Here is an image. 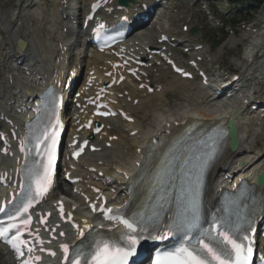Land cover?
<instances>
[{"label": "snow or ice", "instance_id": "obj_1", "mask_svg": "<svg viewBox=\"0 0 264 264\" xmlns=\"http://www.w3.org/2000/svg\"><path fill=\"white\" fill-rule=\"evenodd\" d=\"M177 71H181L177 69ZM43 139L37 137L36 150L37 155L43 151L44 155L41 160L34 162L31 169H26V174L31 180V184L27 187L21 202L14 210L7 213V221L0 220V239H4L11 245L14 251L19 255H24L21 247L17 246L18 241L20 246L27 247V243L21 239L22 233L31 223V215L29 210L39 203L43 195L48 191L52 183V168L54 164V151L52 144L56 142V132L51 134L46 127L42 133ZM47 141H51L48 144ZM44 143L43 150L40 149V144ZM21 151H25L23 142ZM79 155V153H77ZM207 160L201 161L202 168ZM34 185V187H33ZM199 176L196 177V187L192 192L188 203L177 214L176 219L172 224L168 225V231L163 236H149V239H163L171 234L173 228L177 231L191 230L196 226L199 214ZM5 209L0 207V212ZM95 211V209H93ZM71 217L69 216V219ZM108 219V217H105ZM43 223V220H41ZM120 223L127 229L118 241H110L107 239H99L93 241L85 248H76L70 253L69 247L66 244L61 245L64 253V259L67 264H129L130 258L137 255V244L143 239V233L137 232L131 223L126 220H121ZM75 228L76 225L73 224ZM89 227L86 223L85 228ZM31 235V232H29ZM61 236L64 233H60ZM79 235L84 236V231L79 230ZM198 245V246H197ZM197 245L191 247H179L174 251L163 256H158L154 264H248L251 256V248H245L241 243L232 239L226 232L220 231L217 237L209 236L207 242L201 239ZM32 248H28V252H32ZM43 251V249H41ZM55 255V253H50ZM36 257V260H39ZM24 264H30L29 260H25Z\"/></svg>", "mask_w": 264, "mask_h": 264}, {"label": "bare ground", "instance_id": "obj_2", "mask_svg": "<svg viewBox=\"0 0 264 264\" xmlns=\"http://www.w3.org/2000/svg\"><path fill=\"white\" fill-rule=\"evenodd\" d=\"M23 11L25 13L28 12L27 10H23ZM35 13L37 14L38 12L36 11ZM53 14L50 15V13H48V15L47 14L43 15L41 18H43L47 22L48 20H51ZM38 16L40 17L39 13H38ZM26 17H28L27 14L24 16V18H26ZM20 24H21V22H19L18 25L16 24V26H20ZM16 29H17V27H16ZM48 29H49V32L50 31L53 32V30H52V28H50V26L48 27ZM139 32H141V34L136 35L134 38V40H136V41L138 40V44H144V45L146 44L147 45L150 43V38L153 35H157V32H155L151 29L148 30L146 28L140 30ZM69 36H71V35L70 34L67 35V37H69ZM22 41L26 44V47H24V48H19V47L17 48L16 47V53H17V55L25 54V57L22 60V64L26 68L28 74H26L23 71H20V74L17 73L18 70H20V69H18L15 66L16 64H14V62L12 63L14 56H10L8 54L10 51L8 53H4V55L0 54L3 56V59H0V63H2V65L5 66L3 75L7 76V78L4 79L5 81H3L4 83L3 84L0 83V100L1 101H5V100L10 101L11 97L13 95L17 94L18 92L20 94L30 96L31 94H33L32 90H33V86L35 85V82H36V76L38 74L44 75L50 69V63L48 60L45 59V56H46V54H49V53L51 54V52H52L51 48L47 49L43 44H41L38 41L37 47L35 48L36 54L28 53L27 41L26 40H22ZM33 43H35L34 40H33ZM60 49H61V47H60ZM6 50H9V49H6ZM4 51H5V49H4ZM250 54H252V56H253L252 52ZM59 57H60L59 54H57L56 59H59ZM249 58L247 57L248 60H253L252 59L253 57L250 56ZM54 68L57 69L55 66H54ZM33 72H36L38 74L32 75ZM4 76H3V78H4ZM9 79L12 80L11 85L9 84ZM196 89L198 90V92L201 91V93H203V96L205 98L211 97L212 100H214L213 94L210 92L209 88L208 89L203 88L200 85H198L196 87ZM184 90H186V89H184ZM187 96H189V95H187ZM187 100L189 101L188 98H187ZM242 101H243V98H231V99L226 100V101L216 100V102H214L212 104V106H211L212 108H210L208 111H206V110L202 111L200 105H198L197 102H195V104H194L195 108L193 107V109L190 110L193 113L192 117L194 116V117H199V118L207 120V122H204L205 127H209L211 125V123L213 125L214 123H216L215 121L226 122L227 117H229V118L232 117V111H235L236 114H238V117L235 120V124L237 127L238 146L232 154L233 155L232 157H234V158L249 157V155L252 154L250 149H248L246 146H244L245 145L244 141L248 138L249 125L251 126V124H252V123H250L248 126H246V124H248V122L247 123L245 122V117L250 116L251 114H249L248 112L239 111L240 109L244 108ZM4 104L5 103H1L0 107H2ZM185 110H188V104L187 105H178L177 107L174 108V110L168 111V112H155L154 113L155 115L152 116L153 118L151 117L152 121H149V124L147 125V129L145 131H142V132L138 131V134L141 135V139L140 138L139 139L138 138L133 139V138L126 137L127 138V144H126L127 149L124 153H120L118 157L123 155V157L126 158L128 156V158L125 160H127V162L131 164V166L129 164L120 165V164H122V161H120L121 160L120 158H123V157H120L119 161H118V157H116L117 159H116L115 164L113 166V169L111 171L117 172V170H121L126 175H129L131 177L136 176L137 169L132 164L139 161V159L147 151H149L148 150V148L150 147V140L149 139L151 137L156 136V134L163 132L165 129L164 124L168 123L171 120H175L179 123L184 122L186 124L193 123L191 121L190 115L186 114ZM11 116L14 120H16V116L14 113L11 114ZM31 118H32V115L30 114L29 119H31ZM252 120L255 121V124H254L255 126L253 127V129H255V130L251 131V134H250L253 137L259 131L258 130L259 128L256 125V122L259 120L256 118H253V117L251 118L250 121H252ZM260 122L262 124L264 121H260ZM126 126L129 128H132L131 130H129V132L132 130H137L136 128L139 129V127L136 124L135 125L134 124L133 125H126ZM262 127H264V126H262ZM170 130H171V134H173V133L177 132L178 129L177 128H170ZM120 138L121 137H119V139L117 141L118 143H120ZM170 138L171 137H168V139H166L165 142L170 141L171 140ZM129 139H132V140H130L132 143L131 147L128 146V144H130L129 143L130 141H128ZM117 142L112 143V145H113L112 148L117 147L116 146ZM138 148L140 149L141 154L136 153L135 150ZM259 152L260 153H256V156L262 158V153H261V151H259ZM105 153H110V152L108 151ZM160 155H161V153H158L157 151L152 152L151 161H150L152 165H157V167H159L157 161H158V158H160ZM96 161H100V159H98ZM93 167H95V166H93ZM104 169H102L101 167H98L97 171L106 172ZM152 169H153L152 167L148 166L147 171L150 172ZM114 176H116V179H119L118 173H115ZM120 178H121V176H120ZM123 181H124V179L121 178L120 182H123ZM114 188L116 190H119L120 185H115ZM261 189L264 190V187H262ZM119 199L123 200V198L121 196L119 197ZM71 200L74 201V202H71L74 206H75V204H77V206H79L77 208V210H80L82 208L83 204H82V201L80 199L74 197ZM80 211H82V209Z\"/></svg>", "mask_w": 264, "mask_h": 264}, {"label": "rangeland", "instance_id": "obj_3", "mask_svg": "<svg viewBox=\"0 0 264 264\" xmlns=\"http://www.w3.org/2000/svg\"><path fill=\"white\" fill-rule=\"evenodd\" d=\"M17 1L18 0H0V23H1V21H4V20H7V22L11 21L10 20L11 15H10L9 9H10V6L15 7L14 5L16 4ZM43 1H45L47 3L45 6H48L50 8L57 6V3L54 0H43ZM43 1L40 0L39 4H38V1H36L37 6L40 9L44 5ZM83 1L84 0H80V2H83ZM226 1L227 0H218V1L216 0V9L218 10V11L217 10L216 11H217V13L220 12V15H221L220 19L231 18V21L233 23V25H231V26H232V29L235 31V36L234 37L230 36L219 47L218 46L215 47L216 46V44H215L214 45L215 48H213V51H212V46H211V53L206 52V54L208 55L209 58L205 61V67L208 70L210 68L212 69V74L214 75V78H216V73L214 71L217 69V67L225 68V69H228L229 71L240 70L241 67L245 63H247L246 62L247 57L249 58L250 56H252V54H250L251 52L252 53L258 52L260 54H263V51H264V32H260V33L258 32L255 35H251V34L245 32L244 30H242L239 26L240 21H243V20L244 21L249 20L252 23H255L256 27H258L259 25H263L264 24V4L260 8H255V6L250 7L247 5H244V6L240 5V6H234V7L228 8L227 7L228 5H226V3L228 1L231 3L234 0H228L227 2ZM211 3H212V0H210V3H207L209 7L212 6ZM172 5H174L176 8H179V7H183L184 9L189 8V3L181 4L177 1H174L172 3ZM72 6H74V1L72 2ZM35 9L36 8L34 7V10ZM172 11H173V9H172ZM194 13L197 15L199 13V9H196ZM169 15L171 16V18H174L172 31H176V27L178 25V22H182V21L178 15H174L171 12L169 13ZM197 18L200 19V16H197ZM59 22H60V18L57 16L56 20H54L52 23H55L56 26L58 27ZM201 22L203 25L206 24V21L204 19H202ZM212 24H214V23H212ZM57 32H59V30H55L51 36H48L47 35V24L42 23L41 28H40V34L43 37L44 43L49 42L48 39H52V41L55 43L58 40V36H56ZM28 34L30 35V33H28ZM197 40L199 41V38H197ZM81 44H82V40H81ZM80 47L83 48L82 45ZM204 48L207 51V48L206 47H204ZM245 51H247L245 54V55L248 54L247 57H244ZM82 53L83 52L80 51V54H82ZM260 54H259V56H260ZM259 56H258V58H259ZM212 57H213V59H212ZM262 61H263V58L254 60L252 66H251V69L249 70V72L250 73L252 72V74L256 78H259L258 79V80H260L259 82L262 83L261 87L255 88L257 90V92H260V93H264V65H263ZM0 73H1V70H0ZM178 81H180V80H177V82ZM169 83H171V85L174 87L172 88V91L170 92V94L164 93V95L167 99H171L172 106L177 107L180 104H183V105L188 104V110L193 109L195 102H197L191 95L192 91L195 90V85H193V86L191 85V87H189V84L187 85L186 83L175 85V83H173L172 81L167 82V84H169ZM187 87H189L188 90H187ZM184 89H186V90H184ZM186 94L189 96H187ZM187 98L189 99V101L187 100ZM159 102H160V96L159 95L158 96L155 95V96H152V97L147 98V99H140V103L136 107L132 108V110L139 117H143L144 119H146L148 116V112H151V111L155 112L158 109H162V106ZM200 107H201L202 111L203 110L208 111L210 108H212V107H208V105H206L204 107L200 105ZM154 115L155 114H153L152 116H154ZM152 118L150 121H152ZM251 118H252L251 115L245 117V122L246 123L249 122V124L250 123H252V124H251V126L248 124L249 125V128H248L249 133H248V138L244 141V143H245L244 146H246V143L248 141L252 140V142L250 143L251 146H254L255 144H259V146L264 147V137L260 135V132L264 133V127L259 129L260 132H259L258 136H256V137L253 136L254 138L251 139L252 138V136L250 135L251 131L255 130V129H253V127L255 126L253 123L255 121H253V120L250 121ZM263 126H264V122H263ZM122 140H123V142L121 143V146H123V148H124V147H126V145H125L126 138H124ZM130 140H132V139H129L128 141H130ZM120 141H121V138H120ZM129 143L130 144H128V146L131 147L132 146L131 141ZM116 144H117L116 146H118L120 143L117 142ZM126 149H127V147H126ZM262 149L264 150V148H262ZM258 153H260V152L258 151ZM119 154H120V150L110 152V153H102L101 156H105L108 158L109 161H112L113 159H115V157H118ZM120 157H123V155ZM120 157H118V161H119ZM127 158H128V156L126 158L125 157L120 158L121 159L120 161H122V164H120V165H123V164H129L130 165V163L125 161V159H127ZM0 264H11L9 258L5 255V253L1 250V248H0Z\"/></svg>", "mask_w": 264, "mask_h": 264}, {"label": "water", "instance_id": "obj_4", "mask_svg": "<svg viewBox=\"0 0 264 264\" xmlns=\"http://www.w3.org/2000/svg\"><path fill=\"white\" fill-rule=\"evenodd\" d=\"M230 128H232L231 130V137L234 139L236 137V130L234 128V126L232 125V123L230 124ZM236 144L235 139H234V145Z\"/></svg>", "mask_w": 264, "mask_h": 264}, {"label": "trees", "instance_id": "obj_5", "mask_svg": "<svg viewBox=\"0 0 264 264\" xmlns=\"http://www.w3.org/2000/svg\"><path fill=\"white\" fill-rule=\"evenodd\" d=\"M251 2H262V1H264V0H250Z\"/></svg>", "mask_w": 264, "mask_h": 264}]
</instances>
